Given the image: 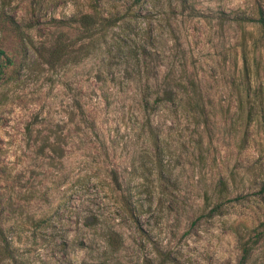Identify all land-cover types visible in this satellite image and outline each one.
I'll use <instances>...</instances> for the list:
<instances>
[{
	"label": "rangeland",
	"instance_id": "rangeland-1",
	"mask_svg": "<svg viewBox=\"0 0 264 264\" xmlns=\"http://www.w3.org/2000/svg\"><path fill=\"white\" fill-rule=\"evenodd\" d=\"M84 13L108 25L46 62ZM260 14L264 0H0V264H236L237 224L258 236L245 264H264Z\"/></svg>",
	"mask_w": 264,
	"mask_h": 264
},
{
	"label": "trees",
	"instance_id": "trees-1",
	"mask_svg": "<svg viewBox=\"0 0 264 264\" xmlns=\"http://www.w3.org/2000/svg\"><path fill=\"white\" fill-rule=\"evenodd\" d=\"M69 20L70 22L78 24V26L81 28L82 34H80L79 37H75L74 39L67 41H64L61 37L62 35H60V37H58L55 40L54 44L47 53V57L45 60L50 64L62 58L63 55L66 54L68 47L73 43L75 39L82 38L85 36H91L96 29L108 25L107 24L108 20L106 19L99 20L89 13L81 14L78 17H72ZM258 21L260 22L261 26L264 27V17L262 14H260V16L258 17ZM9 62H10L9 58L0 48V77L2 74L3 66ZM169 98L170 97L165 92L163 96L155 97L151 104L154 105L159 100L169 99ZM152 105L148 103L147 98H144V109L146 112L150 110L151 107L149 106ZM232 232L236 240L237 248L239 250V258L236 264H245L246 259L252 249V246L256 242L258 237L256 228H247L241 224H237L232 227ZM0 257L11 258V253L9 251L8 243L3 234L1 225H0Z\"/></svg>",
	"mask_w": 264,
	"mask_h": 264
}]
</instances>
